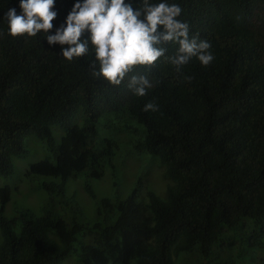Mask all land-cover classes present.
Segmentation results:
<instances>
[{
  "label": "trees",
  "instance_id": "1",
  "mask_svg": "<svg viewBox=\"0 0 264 264\" xmlns=\"http://www.w3.org/2000/svg\"><path fill=\"white\" fill-rule=\"evenodd\" d=\"M76 2L55 0L50 34L66 27ZM168 3L182 8L178 19L190 37L211 44L213 62L192 58L177 72L160 58L115 86L92 75L94 52L69 62L62 56L69 46L49 45L43 33L9 35L5 15L10 8L21 14L20 0H0V174L13 175V158L28 154L25 139L34 134L52 155L27 176L62 181L44 185L42 215L8 218L11 188H0V264H65L73 253L81 264H264V0ZM165 47L173 56L179 45ZM131 75L149 80L145 96L128 87ZM150 102L159 110L144 111ZM111 114L138 125L137 150L166 169V198L151 192L141 201L138 187L124 199L99 198L86 181L96 221L56 216L55 196H64L69 180H99L114 169L118 145L97 130ZM76 116L83 124H73ZM55 126L64 132L60 142Z\"/></svg>",
  "mask_w": 264,
  "mask_h": 264
},
{
  "label": "clouds",
  "instance_id": "2",
  "mask_svg": "<svg viewBox=\"0 0 264 264\" xmlns=\"http://www.w3.org/2000/svg\"><path fill=\"white\" fill-rule=\"evenodd\" d=\"M54 5L55 0H20L21 14L10 8L5 15L8 34L36 37L43 33L49 45L69 46L62 48V56L69 62L94 52L92 75L102 76L112 85H121L137 67L152 66L160 58L174 65L177 72L192 58L203 66L214 60L211 44L190 37L189 24L178 19L182 8L168 0H140L135 7L131 0H77L67 16L66 27L62 24L55 34H50L58 15L53 11ZM86 32L90 36L82 39ZM168 43L179 45L173 56H166ZM186 79L191 81V77ZM151 86L145 76L131 75L128 83L135 95L141 97ZM158 110V105L151 102L144 108Z\"/></svg>",
  "mask_w": 264,
  "mask_h": 264
},
{
  "label": "rangeland",
  "instance_id": "3",
  "mask_svg": "<svg viewBox=\"0 0 264 264\" xmlns=\"http://www.w3.org/2000/svg\"><path fill=\"white\" fill-rule=\"evenodd\" d=\"M80 116V115H79ZM76 116L73 124H83L81 118ZM124 114H111L100 119L97 130L100 138H110L116 142V156L114 169L107 168L101 179H88L85 174L72 178L64 187V196H55L54 214L56 216L83 223L96 221L97 201L90 197L86 191L85 182L89 181L96 195L110 197L112 199H124L138 187L139 200L149 202V193H154L162 199L166 198L167 187L170 180L167 177L165 167L159 159L146 152H139L137 145L142 138L135 122L131 130L126 128L127 124ZM142 130V129H141ZM55 138L60 142L63 131L59 126L53 127ZM28 154L22 157H14L15 171L11 176L0 174V188L9 186L11 188V200L7 205L6 216L17 217L20 211L29 210L36 215H42L48 202L49 194L44 188L45 184L61 186V179L46 176H27L30 166L48 156H51L47 143L37 135H30L25 139ZM3 233L0 228V241ZM88 241L91 236L86 237ZM75 253L71 254L65 264H81ZM190 263V261L188 262ZM179 264V263H177ZM246 264V263H245Z\"/></svg>",
  "mask_w": 264,
  "mask_h": 264
}]
</instances>
